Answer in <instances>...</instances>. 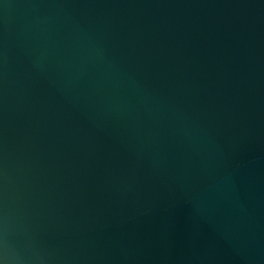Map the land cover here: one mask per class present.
Returning <instances> with one entry per match:
<instances>
[{"label": "water", "instance_id": "1", "mask_svg": "<svg viewBox=\"0 0 264 264\" xmlns=\"http://www.w3.org/2000/svg\"><path fill=\"white\" fill-rule=\"evenodd\" d=\"M0 264H264V0H0Z\"/></svg>", "mask_w": 264, "mask_h": 264}]
</instances>
